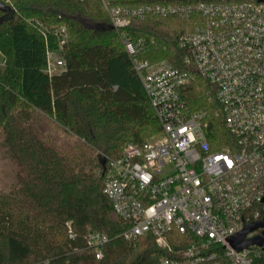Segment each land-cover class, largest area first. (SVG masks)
<instances>
[{
    "label": "trees",
    "instance_id": "16d2710c",
    "mask_svg": "<svg viewBox=\"0 0 264 264\" xmlns=\"http://www.w3.org/2000/svg\"><path fill=\"white\" fill-rule=\"evenodd\" d=\"M230 1L239 0H0V136L17 168L12 190L0 192V264H160L166 253L151 235L118 236L125 225L113 218L103 194L104 158H119L127 144L141 145L160 130L105 6ZM193 22L148 14L131 18L125 31L146 41L141 59L181 66L186 54L177 38L192 31ZM50 25L64 26L67 34L64 69L51 76L46 45L54 47L43 39L53 38ZM207 89L194 76L184 99L206 111L207 137L218 149L231 139L219 105L205 98ZM33 113L74 136L71 149L44 140ZM89 232L110 237L100 259L85 244ZM254 264H264V252Z\"/></svg>",
    "mask_w": 264,
    "mask_h": 264
},
{
    "label": "built area",
    "instance_id": "2783aa9c",
    "mask_svg": "<svg viewBox=\"0 0 264 264\" xmlns=\"http://www.w3.org/2000/svg\"><path fill=\"white\" fill-rule=\"evenodd\" d=\"M105 8L160 126L155 138L127 144L119 158H104L103 194L125 225L118 236L129 241L151 235L166 253L160 264H254L264 252V234L261 246L241 250L230 239L264 218V2ZM148 14L193 18V30L177 38L186 54L181 66L139 57L148 45L133 41L125 28L131 18ZM51 33L61 51L65 27ZM63 69V58L46 45L45 72ZM194 76L208 84L206 100L219 105L231 139L224 147L211 145L206 111L184 99ZM109 240L104 232H89L85 244L100 259Z\"/></svg>",
    "mask_w": 264,
    "mask_h": 264
},
{
    "label": "rangeland",
    "instance_id": "374dc122",
    "mask_svg": "<svg viewBox=\"0 0 264 264\" xmlns=\"http://www.w3.org/2000/svg\"><path fill=\"white\" fill-rule=\"evenodd\" d=\"M7 3L8 0H5ZM50 31H57L61 28V25L48 26ZM42 30L43 28L40 27ZM44 31V30H43ZM46 44H52L54 48H50L51 53L55 57H62L59 51V41L56 36L53 35L52 39L43 38ZM2 62V56L0 54V64ZM33 124L38 134L47 142L54 144L58 148L69 151L76 142L75 137L65 132L53 119L43 116L42 114L33 113ZM157 133L150 135L146 141L155 138ZM103 157L102 155L99 158ZM17 168L10 160L5 148L2 145V137L0 136V192L7 193L12 190V186L15 184ZM114 218V216H113Z\"/></svg>",
    "mask_w": 264,
    "mask_h": 264
},
{
    "label": "water",
    "instance_id": "95a60500",
    "mask_svg": "<svg viewBox=\"0 0 264 264\" xmlns=\"http://www.w3.org/2000/svg\"><path fill=\"white\" fill-rule=\"evenodd\" d=\"M257 1L258 2H264V0H257ZM0 5H1V3H0ZM102 163L104 164V161H102ZM263 201H264V198H263ZM257 228H262L261 234L255 236L252 239H245L244 238V236L247 232L253 231ZM263 234H264V218L259 222H256V223H253V224L246 226L241 232H239L238 234L233 236L230 239V242H231V245L237 250H241L248 245L261 246ZM263 250H264V247H263Z\"/></svg>",
    "mask_w": 264,
    "mask_h": 264
},
{
    "label": "crops",
    "instance_id": "0c3cea01",
    "mask_svg": "<svg viewBox=\"0 0 264 264\" xmlns=\"http://www.w3.org/2000/svg\"><path fill=\"white\" fill-rule=\"evenodd\" d=\"M1 64H2V62H1ZM1 64H0V65H1Z\"/></svg>",
    "mask_w": 264,
    "mask_h": 264
}]
</instances>
